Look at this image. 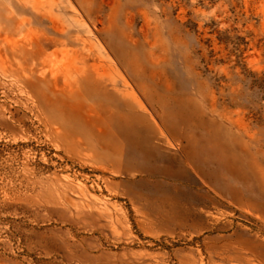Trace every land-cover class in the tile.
<instances>
[{
	"label": "rangeland",
	"instance_id": "obj_1",
	"mask_svg": "<svg viewBox=\"0 0 264 264\" xmlns=\"http://www.w3.org/2000/svg\"><path fill=\"white\" fill-rule=\"evenodd\" d=\"M0 264H264V0H0Z\"/></svg>",
	"mask_w": 264,
	"mask_h": 264
}]
</instances>
